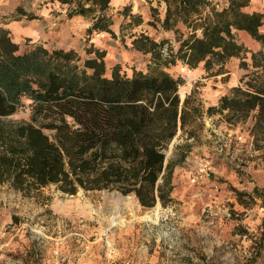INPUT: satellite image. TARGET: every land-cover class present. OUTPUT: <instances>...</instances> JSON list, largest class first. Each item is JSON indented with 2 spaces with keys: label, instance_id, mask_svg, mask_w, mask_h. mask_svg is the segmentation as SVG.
<instances>
[{
  "label": "trees",
  "instance_id": "obj_1",
  "mask_svg": "<svg viewBox=\"0 0 264 264\" xmlns=\"http://www.w3.org/2000/svg\"><path fill=\"white\" fill-rule=\"evenodd\" d=\"M59 1L98 6L102 13L87 34L105 31L123 43L128 36L130 47L149 55L150 64L131 74L116 64L108 74L107 51L93 43L83 55L29 38L21 50L0 20V186L27 196L52 184L70 194L80 188L117 190L143 206L172 204L177 162L166 152L200 114L192 95L181 100L184 79L167 71L178 62L190 68L203 64L207 72L218 67V74L227 71L232 57L240 58V68L250 72L207 113L217 112L229 123L251 117L254 144L264 146V51L248 49L237 36L244 30L264 44V12L245 11L250 0H228L220 8L213 0H163L164 16L151 5L153 19L147 22L128 4L120 11V34L107 13L111 0ZM15 13L37 18L22 7ZM145 23L172 32L174 41L133 31ZM26 109L28 118L12 117ZM194 136L191 128L188 138Z\"/></svg>",
  "mask_w": 264,
  "mask_h": 264
},
{
  "label": "rangeland",
  "instance_id": "obj_2",
  "mask_svg": "<svg viewBox=\"0 0 264 264\" xmlns=\"http://www.w3.org/2000/svg\"><path fill=\"white\" fill-rule=\"evenodd\" d=\"M151 5L156 6L154 1L135 0L132 10L142 12L147 22L153 19ZM17 7L37 18L13 14ZM123 7L107 11L118 34ZM95 15L93 8L59 0H0V20L11 28L21 50L29 38L47 47L75 48L83 55L93 43L107 51L108 74L116 64L128 74L146 71L150 56L132 49L128 36L123 43L109 34H87ZM15 20H29L38 32L18 35L9 24ZM144 30L157 40L174 41L172 32L146 23L133 29ZM189 68L182 62L167 68L184 79L179 89L182 102L192 95L200 108L196 121L185 134L180 131L167 150V158L177 162L174 202L147 207L117 190L80 188L70 194L53 184L27 196L0 186V264H264V146L254 144L251 117L229 123L217 112L207 113L220 103L209 105L202 88L215 70L207 72L203 64ZM235 75L239 84L236 70L233 80ZM12 117L26 119L29 109ZM191 128L195 136L188 138ZM229 133L232 141L226 146L223 136ZM156 206V219L139 218ZM118 216L124 223L113 225L110 219Z\"/></svg>",
  "mask_w": 264,
  "mask_h": 264
},
{
  "label": "crops",
  "instance_id": "obj_3",
  "mask_svg": "<svg viewBox=\"0 0 264 264\" xmlns=\"http://www.w3.org/2000/svg\"><path fill=\"white\" fill-rule=\"evenodd\" d=\"M35 1H39V0H35ZM134 1L135 0H111L110 7L111 8H121V7L125 6V5H128V3H130V4L132 3L133 4ZM150 1L152 2V4H153V1H154L156 6H159L160 10L163 11L162 12V17H163L164 16V11H165V3H164V1L163 0H150ZM213 1L215 3H217L219 8L220 7H224V6H226L228 4V0H213ZM84 7L85 8H93L96 11V15H95L94 19L97 18L102 13L100 8L98 6H96V5H93L92 3L84 2ZM244 10L248 11V12H252V11L264 12V0H250L249 5L244 7ZM139 13H141L142 16H143L142 12L139 11ZM143 18H144V16H143ZM144 21H145V19H144ZM9 24L12 26V29H14L18 35L19 34L30 35V34H35V33L38 32L36 27H34L33 25L29 24V20H26V21H24V20L16 21L15 20L14 22L9 23ZM113 25H114V23L112 24L111 28L116 32V30L113 28ZM9 29H11V28H9ZM260 30H261V32L264 33V25H262L260 27ZM119 31H120V26H119ZM98 33H100L102 35H108L109 34L108 32H105V31H101V32H98ZM165 33H169V31H167ZM237 36L239 38V41L244 43V45L248 49H250L252 51H258V50H263L264 51V44L259 42V41H257L256 39H254L248 32H246L244 30H238L237 31ZM240 61H241L240 58L232 57L225 64V69L227 70L226 72L214 74V76L212 77L213 79L208 80L206 85L202 86V88L206 89V92H207L206 93L207 94L206 95V100H207L209 105H217L220 102V99H221L222 96L230 95V93H231L230 91H231L232 87L237 85L238 80H239L238 76H236V75H235L236 79L233 80L234 71L235 70L237 71V73H238V75L240 77H242L244 74H246L247 70L243 69V68H240ZM246 61L249 62V63L252 62V60H251V52L247 53ZM185 66H187V65H185ZM189 69H191V68H189ZM205 80H207V79H205Z\"/></svg>",
  "mask_w": 264,
  "mask_h": 264
},
{
  "label": "bare ground",
  "instance_id": "obj_4",
  "mask_svg": "<svg viewBox=\"0 0 264 264\" xmlns=\"http://www.w3.org/2000/svg\"><path fill=\"white\" fill-rule=\"evenodd\" d=\"M122 197L123 198H126L124 196H122ZM158 209H159V207L156 206L153 209H151L150 211L146 212L143 216H141L139 218L144 219V220H153V219H156L158 217ZM110 222L113 225L122 224V223H124V219H122L120 216L113 217V218L110 219Z\"/></svg>",
  "mask_w": 264,
  "mask_h": 264
},
{
  "label": "built area",
  "instance_id": "obj_5",
  "mask_svg": "<svg viewBox=\"0 0 264 264\" xmlns=\"http://www.w3.org/2000/svg\"><path fill=\"white\" fill-rule=\"evenodd\" d=\"M223 137L227 139L226 142H225V145L226 146H229V143L232 141V139H231L232 134L229 133L226 136L224 135ZM242 139H243V136L242 135L236 136V140L237 141H241Z\"/></svg>",
  "mask_w": 264,
  "mask_h": 264
},
{
  "label": "water",
  "instance_id": "obj_6",
  "mask_svg": "<svg viewBox=\"0 0 264 264\" xmlns=\"http://www.w3.org/2000/svg\"><path fill=\"white\" fill-rule=\"evenodd\" d=\"M174 142H175V137H174V139L172 140V142H171V144H170V147H173ZM166 155L168 156V153H167V152H166Z\"/></svg>",
  "mask_w": 264,
  "mask_h": 264
}]
</instances>
